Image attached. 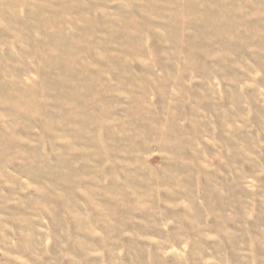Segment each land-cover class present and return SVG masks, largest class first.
Instances as JSON below:
<instances>
[{
    "label": "rangeland",
    "instance_id": "obj_1",
    "mask_svg": "<svg viewBox=\"0 0 264 264\" xmlns=\"http://www.w3.org/2000/svg\"><path fill=\"white\" fill-rule=\"evenodd\" d=\"M0 264H264V0H0Z\"/></svg>",
    "mask_w": 264,
    "mask_h": 264
}]
</instances>
